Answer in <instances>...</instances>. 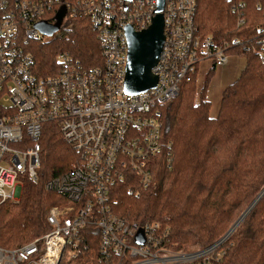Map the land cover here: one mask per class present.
Masks as SVG:
<instances>
[{
  "label": "built area",
  "instance_id": "2783aa9c",
  "mask_svg": "<svg viewBox=\"0 0 264 264\" xmlns=\"http://www.w3.org/2000/svg\"><path fill=\"white\" fill-rule=\"evenodd\" d=\"M195 2L164 1V42L151 69L156 85L127 95L124 28L150 26L156 0H0V205L18 199L23 179L37 180L46 125L53 124L78 156L71 170L44 184L61 198L47 210L48 231L18 248L0 247V264L68 263L76 258L88 226L97 229L101 249L117 256L118 264H213L222 256V242L187 252L160 248L157 224L128 223L110 205L112 188L127 175L150 186L152 160L163 150L171 163V146L161 138L159 107L178 95L182 83L191 82L201 63L218 68L228 63L225 46L197 35ZM62 9L54 33L35 28L56 25ZM77 16L86 18L96 37L100 63L86 66L62 51L54 73L40 75L31 43L68 41Z\"/></svg>",
  "mask_w": 264,
  "mask_h": 264
},
{
  "label": "trees",
  "instance_id": "16d2710c",
  "mask_svg": "<svg viewBox=\"0 0 264 264\" xmlns=\"http://www.w3.org/2000/svg\"><path fill=\"white\" fill-rule=\"evenodd\" d=\"M195 1L197 35L225 46L244 63L223 88L215 116L203 97L207 79L198 88L196 72L191 82L182 83L178 95L159 107L161 138L171 146V163L163 150L152 160L150 186L144 188L127 175L110 195L115 216L138 225L157 224L159 247L183 252L220 240L264 189V0ZM232 6L238 10L232 12ZM31 49L37 72L44 76L54 73L62 51L86 66L100 63L96 37L81 16L68 41H35ZM76 161L77 153L58 129L46 125L37 180L23 179L18 199L0 205V247L15 249L48 231L47 210L61 198L44 184L71 170ZM81 234L76 258L64 264H118L117 256L101 249L97 229L88 226ZM218 250L222 256L213 264H264V195Z\"/></svg>",
  "mask_w": 264,
  "mask_h": 264
},
{
  "label": "water",
  "instance_id": "95a60500",
  "mask_svg": "<svg viewBox=\"0 0 264 264\" xmlns=\"http://www.w3.org/2000/svg\"><path fill=\"white\" fill-rule=\"evenodd\" d=\"M130 1V0H126ZM165 0H156L155 15L150 26L141 31H134L131 26L124 28V36L127 44V57L125 64L124 92L127 95L143 93L156 85L157 78L152 74L151 69L158 62L162 45L164 42L163 16L162 11ZM64 16V10H60L56 16V25L50 26L39 23L35 28L43 34L54 33ZM264 195V189L251 202L228 232L217 242H223L250 212L255 204ZM143 243V240L140 241Z\"/></svg>",
  "mask_w": 264,
  "mask_h": 264
},
{
  "label": "rangeland",
  "instance_id": "374dc122",
  "mask_svg": "<svg viewBox=\"0 0 264 264\" xmlns=\"http://www.w3.org/2000/svg\"><path fill=\"white\" fill-rule=\"evenodd\" d=\"M48 39V37H43V40ZM226 54L228 58L233 56L229 52H226ZM232 58L237 62L241 61L242 64L244 63V59H238V57ZM211 67L212 64H210V62H207L206 64L201 63L198 66L195 84L199 88L200 86L205 85L204 82L207 79L203 92V97L210 101V115L215 116L217 113L221 92L223 88L229 84V82H225L226 79H223L224 76L221 74V70L219 68L211 69L208 73V70Z\"/></svg>",
  "mask_w": 264,
  "mask_h": 264
},
{
  "label": "crops",
  "instance_id": "0c3cea01",
  "mask_svg": "<svg viewBox=\"0 0 264 264\" xmlns=\"http://www.w3.org/2000/svg\"><path fill=\"white\" fill-rule=\"evenodd\" d=\"M241 66L242 64L240 61L237 62L236 60L229 58L227 65L222 68H219L221 70V74L224 76L223 79H226L225 82L230 83L231 81H233L240 72ZM215 68L218 67L213 66V69Z\"/></svg>",
  "mask_w": 264,
  "mask_h": 264
}]
</instances>
